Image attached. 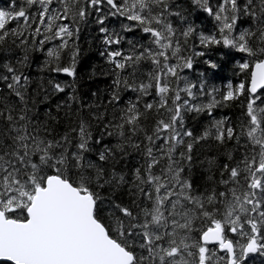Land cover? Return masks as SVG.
I'll list each match as a JSON object with an SVG mask.
<instances>
[{
    "label": "snow or ice",
    "instance_id": "obj_1",
    "mask_svg": "<svg viewBox=\"0 0 264 264\" xmlns=\"http://www.w3.org/2000/svg\"><path fill=\"white\" fill-rule=\"evenodd\" d=\"M197 10L211 21L207 34ZM93 24L111 83L86 102L75 39ZM56 41L40 70L73 79L41 76L33 89L29 53ZM13 48L23 52L15 63ZM0 51V264L264 257V0H10ZM225 64L236 80L217 87L210 77ZM126 92L134 99L121 106ZM41 94L45 103L63 94L43 120ZM232 106L236 126L215 116ZM202 115L196 132L187 120ZM204 147L217 155L201 159Z\"/></svg>",
    "mask_w": 264,
    "mask_h": 264
},
{
    "label": "trees",
    "instance_id": "obj_2",
    "mask_svg": "<svg viewBox=\"0 0 264 264\" xmlns=\"http://www.w3.org/2000/svg\"><path fill=\"white\" fill-rule=\"evenodd\" d=\"M20 0H17V3H19ZM10 0H0V9H7L9 6ZM193 20L197 25H203V30L207 34V31L211 29L212 24L210 20L206 19V14L200 12L199 10L196 11L195 15L193 16ZM10 27H15V23L9 25ZM119 27V24L117 21L112 20L109 22V27ZM128 38H131L133 34L128 33L125 34ZM97 33L95 30V25H83L81 26L80 34L78 39H75V43L79 46L80 53L78 56L77 64H76V87L78 89V94L84 98L86 102H92L96 100L95 97L92 96L93 92H100L102 98L106 96L105 90L108 85L111 83V78L107 77L102 74L103 69L106 67L105 60L103 57L100 56V43L99 40L96 39ZM58 41L53 42L52 44H46L44 46V49L41 51H34L29 53V62L28 67L24 68L23 70L25 73H27L32 78V88L35 89L37 85L41 83L40 77L43 76L45 79L43 83L47 85V79L51 78L52 76H55V78L61 82H71L73 78L67 77L63 74H52L48 71H41V67L43 66V62L46 59L45 53L48 47L54 46ZM124 47H127L125 44ZM238 56V54H235ZM23 52L20 49L13 48L12 51L8 54V59L15 63L16 59L18 57H22ZM214 59H218V56H214ZM5 56L2 51H0V61H4ZM235 62L233 61V64ZM233 64H225L223 69L217 73L216 76L210 77V82L212 84H215L217 87L223 88L224 85L228 81H234L236 80V77L232 76L231 74V68ZM204 69V66L202 64H195L193 67V70L190 72H187L190 79H195L196 74L199 71H202ZM238 82V81H237ZM67 92H71V89H66ZM42 95L37 96V110L40 113L41 120L44 119V113L48 111L49 109L55 113V103L56 101L63 99V94H60L59 96H54L50 101L47 103L42 101ZM130 98L134 99V94L131 92H126L123 94V99L121 106H123V101H126ZM148 99H151V97H148ZM97 103H100L101 101H96ZM103 103H107L106 99H103ZM103 111V109H101ZM109 114H111V108H109ZM62 115V113H61ZM215 116L217 119H220L222 117H227L233 126L238 125L239 123V117H240V108L237 106L232 107H223V108H217L215 109ZM208 122V117L206 115H202L198 118V120L193 121L191 118L187 120V124L189 127H193L194 131L200 132L203 128V126ZM95 123V122H93ZM98 131V130H97ZM237 131H239V128H237ZM95 134V133H94ZM233 145L230 143L227 147L231 148ZM200 153V158L203 159L205 155L207 156H215L217 155V149L215 147H212L210 150L207 147L199 148L198 149ZM223 151V150H221ZM239 155V153H237ZM226 158L224 156L220 157L221 161H224ZM204 173L201 171V169L197 168V175L194 177L195 180L200 181L203 177ZM249 264H264V257L260 256H253L249 259Z\"/></svg>",
    "mask_w": 264,
    "mask_h": 264
}]
</instances>
